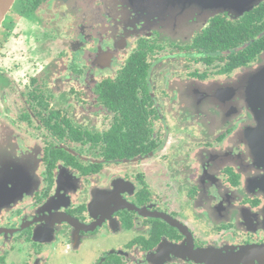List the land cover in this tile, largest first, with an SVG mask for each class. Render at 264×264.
I'll list each match as a JSON object with an SVG mask.
<instances>
[{"label":"flooded vegetation","instance_id":"obj_1","mask_svg":"<svg viewBox=\"0 0 264 264\" xmlns=\"http://www.w3.org/2000/svg\"><path fill=\"white\" fill-rule=\"evenodd\" d=\"M203 1L191 37L160 38L161 4L126 0L69 53L21 43L46 0L15 1L1 29L43 58L0 56V152L29 157L0 161V264H196L189 245L264 264V0Z\"/></svg>","mask_w":264,"mask_h":264},{"label":"rangeland","instance_id":"obj_2","mask_svg":"<svg viewBox=\"0 0 264 264\" xmlns=\"http://www.w3.org/2000/svg\"><path fill=\"white\" fill-rule=\"evenodd\" d=\"M154 1H156L157 4H161V8H157V10L159 12L162 11L163 15L165 13L163 19L161 17L160 20L157 21V26H155L160 27L164 30H156L157 32L155 33L158 34L160 38L169 36L177 41L184 36L191 37L199 31L201 25L206 20L208 21L209 18L212 17V14L209 10H204L197 4L186 2L187 0H151V2L147 4V7H154ZM231 1L234 2V0H228V2ZM125 2L126 0H46V2L41 7L42 9L40 10V12L31 14L32 25H29L28 27L23 29V34L25 35V37L21 38V43L26 42L32 34H35L33 40H35L36 38L40 39L36 41V45L33 47L37 48L39 45L45 44L46 41L49 42L52 38V47L54 50L56 49V51L69 53L68 45L70 44V42H74L76 37L79 38L80 32L81 35L85 38V43L93 44L94 46L95 42L98 41V39L95 38L96 34L99 32L106 33L110 30L111 23H106V16H110L111 18H113V16L117 14L118 9L123 8ZM106 10L109 12H106ZM11 13L12 12L10 10L9 15H7V17L5 18L6 20H4L5 22L9 17L10 19L12 18ZM117 26L121 25L118 24ZM90 27H92L93 29H91ZM0 32L2 33L0 34V56L9 57L10 55H13L15 53L16 47L18 49L20 47L21 52L26 53L29 58H33L37 61L43 58V56L34 53L31 47L27 51L25 50V46H18V43L16 45L15 37L13 35L10 37L11 33L6 34V32L1 28ZM92 32L93 34H95V36L92 34ZM168 33H170V35H168ZM6 40H8L7 43ZM122 41L126 43L124 38L122 39ZM117 45L118 43L116 44V50H114L115 52L109 49L106 51V53H113H108V56L106 54H103L101 55V57L107 58L119 52L126 53V44H121L119 46ZM112 47L115 48V46ZM20 68L22 72L28 70V67L25 66L24 63L23 67H21L20 63ZM61 68V64L52 62L44 70H42V73L39 77L45 78V80H47L48 82L54 79V77L60 78V74H62L63 72ZM47 75L49 76V79L46 78ZM157 82V77L154 76V83ZM175 90L176 89H174L172 92H166V97L172 100L170 101L171 104L169 105L168 110L171 111V117H173V112L182 108L176 98L177 93L175 92ZM174 101H176V104H174ZM13 143L16 145L17 141H13ZM18 147L20 148V145ZM34 154L35 153H32V155ZM27 156V153L19 154L18 151L13 147H5L0 152V161L7 159L18 161V163H24V161H27V159H29V157ZM18 163L13 164L20 165ZM1 167L3 168L4 165H2ZM211 232L214 233V231ZM212 235L213 234H205L204 237L202 234L205 239H209V237H212ZM126 237L127 235H124L117 241L119 243H124L126 241Z\"/></svg>","mask_w":264,"mask_h":264},{"label":"water","instance_id":"obj_3","mask_svg":"<svg viewBox=\"0 0 264 264\" xmlns=\"http://www.w3.org/2000/svg\"><path fill=\"white\" fill-rule=\"evenodd\" d=\"M195 4L199 6H203L206 4L203 0H191ZM15 0H0V28L2 26V23L11 10ZM189 2V1H186ZM186 254L188 256V259L195 262L196 264H234L235 259L234 258H228V259H221L215 253H198L196 251H193L191 246L186 250Z\"/></svg>","mask_w":264,"mask_h":264},{"label":"trees","instance_id":"obj_4","mask_svg":"<svg viewBox=\"0 0 264 264\" xmlns=\"http://www.w3.org/2000/svg\"><path fill=\"white\" fill-rule=\"evenodd\" d=\"M16 1V0H15ZM15 3V2H14ZM14 5V4H13ZM5 20V19H4ZM4 23V22H3ZM233 31V30H232ZM234 43H236V42H234Z\"/></svg>","mask_w":264,"mask_h":264}]
</instances>
